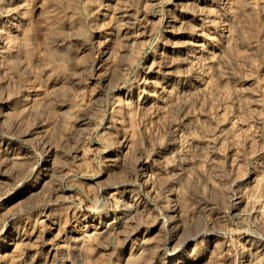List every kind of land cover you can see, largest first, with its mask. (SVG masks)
<instances>
[{"label": "rangeland", "instance_id": "1", "mask_svg": "<svg viewBox=\"0 0 264 264\" xmlns=\"http://www.w3.org/2000/svg\"><path fill=\"white\" fill-rule=\"evenodd\" d=\"M61 262L264 264V0H0V264Z\"/></svg>", "mask_w": 264, "mask_h": 264}, {"label": "bare ground", "instance_id": "2", "mask_svg": "<svg viewBox=\"0 0 264 264\" xmlns=\"http://www.w3.org/2000/svg\"><path fill=\"white\" fill-rule=\"evenodd\" d=\"M121 99V98H120ZM119 100V99H118ZM123 100V99H122ZM121 100V101H122ZM116 101H117V99H116ZM118 102V101H117ZM134 102V101H133ZM127 103V102H126ZM125 103V104H126ZM132 103V102H131ZM128 104V103H127ZM132 106H134L133 104H131ZM125 106V105H124ZM127 107V106H126ZM123 109V108H122ZM131 109V108H130ZM120 110V109H119ZM129 142V139L128 138H124L123 139V141H122V143H121V145L120 146H122V147H125L126 145H127V143ZM136 164L137 165H139L140 166V169H139V173L135 176V178H133V182H135V183H138V185H139V187H137V193L135 192V193H132L133 192V190H135L136 188H134L133 187V185L132 184H130L131 185V188L132 189H130V192H131V195L129 196V201L131 202L130 203V205L131 206H133V210L135 211H137V209H138V201L140 200V198H138V197H141V199H150V195H149V193L145 190L146 189V185L148 184V181H149V168H148V166L146 167L145 165H146V157H145V155H143L142 153H140L139 154V156H138V158H137V161H136ZM145 166V167H144ZM136 187V186H135ZM60 190V189H59ZM56 192H59L58 191V188L56 189ZM129 192V193H130ZM170 194L171 193H169L168 194V196L165 198V199H163V200H160L159 201V204L157 205V208H158V211H161V210H163V211H167V212H169V214H168V216L165 218V220H164V223H163V227H165L166 228V225H168L169 223H171L172 224V222H174V220H175V218L177 217V207H175V205H174V197H170ZM134 196H135V198H134ZM138 196V197H137ZM176 197V196H175ZM174 198V199H173ZM175 200H177V199H175ZM141 204V203H140ZM131 206H129V207H131ZM140 207V206H139ZM179 207V206H178ZM180 210V209H179ZM139 211V210H138ZM124 213H128V215L129 216H131V209L130 210H126ZM136 213V212H135ZM70 217H74V216H70ZM115 218H116V216H114ZM71 219V218H70ZM85 219V218H84ZM129 219H130V217H129ZM65 221V220H64ZM67 222V221H66ZM100 222V221H99ZM113 222H114V220H113ZM64 223V222H63ZM95 227V226H94ZM63 230H65L64 228H63ZM167 230V229H166ZM102 234V232H97V230H94L93 232H91L90 234H87V237H86V234L84 233V234H81L80 236H79V238L78 237H76L74 234H71V233H69V235L67 234V235H65V236H67V239H64V237H63V239L64 240H73V239H76V240H78V239H80L82 242H83V247L85 248V250L87 251V252H91V250H92V241L90 240V237H97V236H99V235H101ZM89 237V238H88ZM94 238V239H95ZM42 248V247H41ZM68 249V248H67ZM66 249V250H67ZM42 250V249H41ZM83 250V249H82ZM28 249L25 251V252H27L28 253ZM68 251V250H67ZM49 251H47V253H48ZM67 253V252H66ZM53 255V254H52ZM67 255H69V253H67ZM89 255V254H88ZM53 257H54V255H53ZM85 257H86V253H85ZM89 258V257H88ZM61 264H64V262H61Z\"/></svg>", "mask_w": 264, "mask_h": 264}]
</instances>
